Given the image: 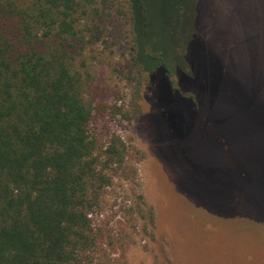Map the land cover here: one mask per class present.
<instances>
[{
    "label": "rangeland",
    "instance_id": "rangeland-1",
    "mask_svg": "<svg viewBox=\"0 0 264 264\" xmlns=\"http://www.w3.org/2000/svg\"><path fill=\"white\" fill-rule=\"evenodd\" d=\"M145 1L154 48L186 65L173 81L199 110L156 69L138 117H98L103 135L140 152L96 218L108 235L102 262L264 264V0ZM95 87L109 106L128 107L118 73L104 70ZM139 194L154 213L152 236L134 210Z\"/></svg>",
    "mask_w": 264,
    "mask_h": 264
},
{
    "label": "trees",
    "instance_id": "trees-1",
    "mask_svg": "<svg viewBox=\"0 0 264 264\" xmlns=\"http://www.w3.org/2000/svg\"><path fill=\"white\" fill-rule=\"evenodd\" d=\"M175 67L187 70L154 48L145 0H0V264H103L108 235L96 218L140 152L103 135L98 117H138L156 69L199 110ZM104 70L131 87L129 108L97 98ZM134 210L152 236L142 194Z\"/></svg>",
    "mask_w": 264,
    "mask_h": 264
}]
</instances>
